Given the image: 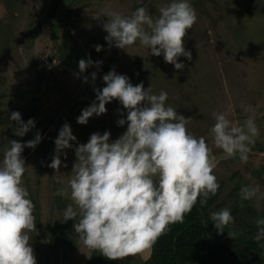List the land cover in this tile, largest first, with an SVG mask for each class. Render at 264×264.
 <instances>
[{"label":"rangeland","instance_id":"obj_1","mask_svg":"<svg viewBox=\"0 0 264 264\" xmlns=\"http://www.w3.org/2000/svg\"><path fill=\"white\" fill-rule=\"evenodd\" d=\"M57 1L0 0V154L10 140L23 144L37 133L42 137L34 149L25 147L22 152L26 166L23 184L34 204L36 224L29 235L36 264L126 263L123 257L110 260L101 251L86 247L73 227L78 218L64 221L65 208L73 204L70 195L55 194L67 188L72 177L77 144L105 131L115 141L127 129V124H117L127 112L115 99L105 105L106 113L94 115L85 125L77 123L82 109L95 101L94 89L106 86L102 77L113 69L133 85L143 82L145 89L150 86L154 94L166 91V105L191 118L187 131L205 137L219 188L206 204L197 202L196 206L205 218L211 219L212 212L225 207L235 218L234 226L223 233L214 228L215 239L222 238L232 251L236 245L226 240L227 231L235 230L237 237L256 242L255 221L264 217V0H190L197 21L184 38L191 60L178 58L185 64L183 71L166 63L162 55H150L139 42L118 49L105 40L103 25L111 14L127 16L144 6L155 18L170 0ZM96 45L102 46L100 52ZM81 59L93 61L83 73L78 68ZM96 61L102 64L97 67ZM13 111L21 114L23 122L30 118L35 122L23 137L15 135L17 126L9 118ZM220 112L241 123L251 116L258 125L259 136L246 162L238 156L227 158L214 144L210 131L215 123L213 113ZM66 123L76 141L70 142L72 148L62 150L66 156L61 155L56 172L48 165L55 152L54 140ZM246 185H259L251 200L240 198V189ZM256 243L263 247L260 256L228 262L264 264V241ZM150 254L151 248L128 254L127 263L146 264Z\"/></svg>","mask_w":264,"mask_h":264},{"label":"clouds","instance_id":"obj_2","mask_svg":"<svg viewBox=\"0 0 264 264\" xmlns=\"http://www.w3.org/2000/svg\"><path fill=\"white\" fill-rule=\"evenodd\" d=\"M111 15L103 25L110 45L125 49L139 42L150 55H162L166 63L180 71L185 64L178 58L191 60L184 38L196 23L197 13L190 0H170L159 8L155 18L144 6L127 16ZM95 50L100 52L102 46L96 45ZM95 64L99 67L102 61ZM91 66V59L78 62L80 73ZM95 75L92 74L93 80ZM102 80L106 86L94 89L96 99L82 109L77 123L85 125L94 115L106 113L105 105L115 99L127 112L117 124H127V129L115 141L105 131L91 134L85 144H77L72 177L67 188L55 194L70 195L76 207L67 205L64 221L78 218L73 227L83 244L116 260L151 248L170 224L183 223L197 202L204 205L215 196L219 184L205 137L187 131L191 118L166 105V91L154 94L150 86L145 89L143 82L133 85L126 75L117 74L114 69ZM213 115L215 123L210 131L216 147L227 158L238 156L246 162L259 136L254 118L249 116L241 123L230 120L223 112ZM9 118L17 126L15 135L19 137L35 126L31 118L23 122L18 111L11 112ZM41 139L37 133L23 144L10 140V146L0 154V264H36L29 235L36 224L34 204L23 184L26 166L22 152L25 147L34 149ZM75 141L70 125L64 124L54 140L55 152L48 167L59 172L61 155L66 156L62 150L72 148L70 142ZM258 192L259 185H246L239 195L241 200H251ZM211 219L218 233L235 224L227 207L212 212ZM255 224L253 239L264 241V217ZM227 234L235 239L238 233L232 230Z\"/></svg>","mask_w":264,"mask_h":264},{"label":"trees","instance_id":"obj_3","mask_svg":"<svg viewBox=\"0 0 264 264\" xmlns=\"http://www.w3.org/2000/svg\"><path fill=\"white\" fill-rule=\"evenodd\" d=\"M212 223V219L205 218L195 205L185 215L183 223L170 224L168 230L156 240L146 264H230L229 260L245 261L262 254L263 247L249 242L246 236H236L239 239L234 240L226 238L236 245L232 251L222 238L215 239ZM242 243L246 245L239 249ZM123 258L128 264L127 255ZM96 262L103 264V261Z\"/></svg>","mask_w":264,"mask_h":264}]
</instances>
